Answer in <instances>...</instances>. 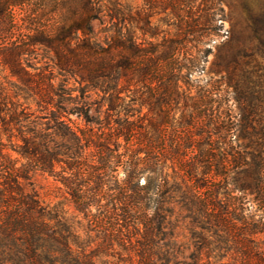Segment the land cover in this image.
<instances>
[{"label": "trees", "instance_id": "16d2710c", "mask_svg": "<svg viewBox=\"0 0 264 264\" xmlns=\"http://www.w3.org/2000/svg\"><path fill=\"white\" fill-rule=\"evenodd\" d=\"M145 2L0 0V264H264V66L241 58L264 52V0ZM157 5L172 33L152 23ZM221 37V75L191 95ZM180 99L189 158L160 139ZM193 130L224 147L203 150ZM36 175L72 214L41 199ZM176 208L198 229L186 257Z\"/></svg>", "mask_w": 264, "mask_h": 264}, {"label": "rangeland", "instance_id": "374dc122", "mask_svg": "<svg viewBox=\"0 0 264 264\" xmlns=\"http://www.w3.org/2000/svg\"><path fill=\"white\" fill-rule=\"evenodd\" d=\"M123 4L129 6L132 8L133 11H141V12H146L147 10V5L145 0H120ZM158 1H163V0H158ZM224 12L225 14L228 13V10L226 6H224ZM150 14L152 15V23L154 25L158 26L159 31H171L172 29L168 28L165 23L163 22L164 14H163V9L162 6L157 5L154 9L150 11ZM220 23V21H219ZM93 27L96 31H98V28L100 27L99 24L93 23ZM229 29V24L228 22H224L223 24V31H226ZM221 31L220 33H222ZM224 37L217 38L215 39L211 44L207 46V48H210V53L206 59V62L201 63L200 69L192 73L190 76V84L192 85V90H191V95H195L196 88L195 87H200L204 86L210 79L212 81H215L218 79V77L221 75L217 73V71L220 69L218 68V65H224L226 61L229 59V55L231 54V51H227L222 45ZM249 55H253V59L250 60L248 58ZM242 61L247 62L249 61V66L248 69L251 70L253 66L255 65V61L259 63L261 66H264V52L262 50L259 51H248L246 54H242ZM224 75V72H222ZM11 78L9 77V74L7 71L3 70L2 67L0 66V84L4 86H8V81H10ZM224 98V97H223ZM128 100V99H127ZM183 99H180L179 105L177 107H173V119L170 120L164 127H163V133L160 139L163 141V148L169 150L171 153L174 149H176L177 143H180V151L178 152L179 155L186 154V158L191 157V154H189V150L186 148L188 146V139H189V129L187 127H181L182 124L179 123V118L182 112V104H183ZM229 111H227L229 117H227V120L230 118V116H234V114L237 113V106L234 102V100L230 99L229 103ZM216 108V104L214 105ZM224 107V106H223ZM146 110H144L145 112ZM261 114V119L260 123L261 125H264V110H260L259 112ZM72 120H74L75 123H77L79 126L82 128L86 127V124L80 120L75 119L72 117ZM206 124V123H205ZM88 127V126H87ZM192 139H195V142L201 141V145L203 150H208V149H213L216 147H224V145L219 146H214L215 143H212V138L208 139L206 137V133L200 134L198 130H193L192 131ZM3 141L5 144L6 142V137H3ZM214 157H217V150L212 152ZM143 156V154H141ZM196 167H197V174L198 177H202L203 171H204V166L203 164H199L196 162ZM166 166L170 167L171 165L169 162H166ZM169 174H171V169L169 168L168 170ZM164 171V173H165ZM119 172V178L123 177V173L121 170ZM234 177V175H232ZM140 181L143 183L144 177H141ZM33 183L35 189L38 191L41 199L48 204L51 205H57V204H64L65 209L68 210L69 214L73 213V205L69 201L68 195L65 193L64 189L60 186L59 183L55 182L52 178L46 177V176H40L36 175L33 178ZM233 195L240 196L239 191H235ZM245 198L247 201H252V196L249 195L247 192L245 194ZM105 204V201L102 203ZM256 208H254L255 210ZM176 217L173 218V235H174V241L176 243H186V248L188 250H184V257L187 256L188 252L193 250V247L190 246V233L191 231L197 232L198 229L195 228L191 223H189V220L184 218V215L178 211V208H176ZM83 224H85V221H82ZM259 238L263 241L264 243V235L259 236ZM161 243L164 244V241ZM162 245V244H161ZM115 248L116 245H115ZM223 255H225V258H223L221 261L223 263L230 262L232 260V256L234 255V252L228 251L227 253L223 252ZM134 264H136V258H133Z\"/></svg>", "mask_w": 264, "mask_h": 264}]
</instances>
